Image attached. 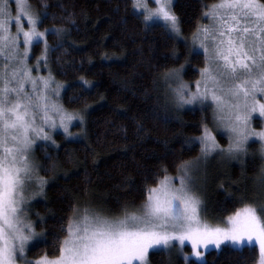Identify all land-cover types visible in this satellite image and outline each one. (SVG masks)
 I'll return each instance as SVG.
<instances>
[{"label":"snow or ice","instance_id":"6c2138e0","mask_svg":"<svg viewBox=\"0 0 264 264\" xmlns=\"http://www.w3.org/2000/svg\"><path fill=\"white\" fill-rule=\"evenodd\" d=\"M152 2L154 8L148 0H131L134 14L142 15L145 25H158L179 37L175 0ZM37 4L45 10L48 7L46 0ZM204 7L209 24L198 26L192 37L193 44L203 50L201 78L193 91L181 79L183 65L168 70L165 81L177 82L171 89V102L183 106L211 101L213 121L228 133L229 143L221 147L207 124H202V134L195 140L204 159L218 152L239 160L247 155L249 140L255 137L264 160V128L252 127L254 113L264 120V0H216ZM47 17L31 0H0V264H148L152 248L179 247L183 254L187 242L191 255L199 259L204 255L200 249L209 245L220 248L253 241L258 247L256 264H264V195L258 192V198L251 201L241 196L240 206L223 221L208 220L193 175L201 157L178 164L175 177L164 169L162 178L155 176L153 184L145 182L139 205L124 204L117 213L108 214L91 202L73 203L53 254L27 259L29 243L46 237L42 229L36 231L37 221L30 218V202L44 194L47 183L39 176L41 164L34 146L37 140L55 145L49 132L57 128L66 138L74 136L69 124L78 120L83 127L86 110L68 112L59 102L64 85L50 71L40 74L41 62L48 68L46 34L51 32L59 41L66 31L55 26L38 30ZM41 41L42 54L29 66L30 49ZM80 81L91 86L83 76ZM57 168L52 162L45 170ZM256 180L264 192V167ZM38 223H43L42 217Z\"/></svg>","mask_w":264,"mask_h":264},{"label":"trees","instance_id":"16d2710c","mask_svg":"<svg viewBox=\"0 0 264 264\" xmlns=\"http://www.w3.org/2000/svg\"><path fill=\"white\" fill-rule=\"evenodd\" d=\"M31 2L38 12L48 14L41 29H66L62 40L52 33L48 37L49 69L64 85L60 103L68 112L86 109L83 127L78 120L69 125L74 136L66 138L58 131L53 134L55 145L47 141L34 146L39 176L47 180L44 194L30 202L36 231L46 233L44 241L28 248L27 256L35 260L53 254L73 203L91 202L108 214L119 212L124 204L139 205L145 182L162 178L164 169L167 175H177L178 164L194 161L200 155L195 138L202 134V124L214 128L215 123L210 106L180 109L171 102L164 79L168 70L183 65L184 80L197 81L203 53L191 52L188 41L158 25H145L142 15L134 14L131 0H46V10L37 0ZM214 2L175 1L173 11L183 38L193 36L203 23L204 6ZM41 45L34 46L36 57L42 53ZM81 76L91 86H83ZM217 137L226 144L223 134ZM247 147V155L236 163H215L199 179L196 186L208 220L223 221L240 206L241 196L251 201L258 192L263 195L256 180L264 167L259 142ZM52 162L58 168L46 171ZM257 255V246L224 245L207 251L205 261L198 262L174 248L159 249L150 252L149 264H256Z\"/></svg>","mask_w":264,"mask_h":264},{"label":"rangeland","instance_id":"374dc122","mask_svg":"<svg viewBox=\"0 0 264 264\" xmlns=\"http://www.w3.org/2000/svg\"><path fill=\"white\" fill-rule=\"evenodd\" d=\"M176 1V0H175ZM175 3V2H174ZM148 4H149V7H151V8H154L155 7V4L152 2V0H148ZM207 10V9H206ZM207 24H209V20L206 18V17H204V20H203V23L201 24V26H203V25H207ZM51 29V28H50ZM181 29V28H180ZM38 30H40V31H44L45 29H41L40 28V25H39V27H38ZM51 32H49V33H47L46 34V36H45V40H47V43H48V45H49V39H48V37H49V34H50ZM174 36V35H173ZM175 38H177L178 40H180V41H185V42H187L188 41V43H189V48H190V51L191 52H201V53H203V50L202 49H199L198 47H196L194 44H193V39H192V37H190L188 40H186L185 38H183V36L182 35H180L179 37H177V36H174ZM42 45V50H43V48H44V44H43V42L41 41L40 42ZM34 51H35V49H34V47H32L31 49H30V55H31V59L29 60V66H32V65H34L35 64V62H36V58L37 57H39V56H41V54L39 55V56H35V53H34ZM183 70H184V67H183ZM183 70H182V72H183ZM48 71H50L51 72V70L49 69V64H48V68L47 69H44V67H43V62H41V75H47V73H48ZM34 75H35V73H33ZM51 75H52V73H51ZM53 76V75H52ZM200 78H201V76H200ZM199 78V79H200ZM181 79L183 80V82L184 83H186V84H188L189 86H190V88L193 90V91H195V87H196V84H195V82H193V83H189V82H186L185 80H184V78L182 77V74H181ZM166 82V84H167V87H168V89L170 90V93H171V89H173V88H175L176 87V85H177V82L176 81H165ZM171 95H172V93H171ZM260 97H258V99H259ZM59 102H60V100H59ZM205 106H210L211 107V110H212V113H213V105L211 104V101H207V102H205L204 104H199V103H194V104H191V105H183V106H178V108H180V109H193V108H203V107H205ZM253 116H254V119H253V121H252V127L256 130V131H259L261 128H264V120H261V118L258 116V114H256V113H254L253 114ZM57 123H58V121H57ZM215 123V122H214ZM70 125V124H69ZM208 126V128H209V130L212 132V134L215 136V138H216V141H217V143L218 144H220L221 145V147H226L227 145H228V143H229V140H228V133L221 127V128H217L216 127V125L214 124V128H212L211 126H209V125H207ZM46 131H49L47 128H46ZM58 131H62L63 132V130L62 129H60V128H57V129H55V130H53V131H50L49 132V134L52 136V138H53V134L54 133H56V132H58ZM217 133H220V134H223L224 136H225V138L227 139V142H226V144H222L219 140H218V137H217ZM253 141H257V142H259L258 140H257V138H255V137H252V138H250V140H249V143H248V145L251 143V142H253ZM39 142H47V141H43V140H37V142H36V144L37 143H39ZM198 157H201V163H200V166H199V168H197V169H195L194 170V172H193V175H194V178H195V183H196V185H197V183L199 182V179L203 176V174H204V171L206 172L207 171V169L208 168H211V166L213 165V164H215V163H220L222 166H224L225 164H231V163H236L238 160H236V159H230V158H227L226 156H223V155H221V154H219L218 152H214V153H212L210 156H208L206 159H204L202 156H201V153H200V155L198 156ZM197 159V158H196ZM195 159V160H196ZM194 160V161H195ZM170 177H175L176 175H169ZM174 183H178V181H173ZM263 195H264V192H263ZM32 242H30L29 243V246H30V244H31ZM224 245H229V246H232V247H236V248H241L242 246H245V245H248L247 243H245V244H243V245H239V246H233V245H231V244H222L221 246H220V248L221 247H223ZM29 246H28V248H29ZM248 246H256L255 245V242L253 241L252 242V244L251 245H248ZM186 247H189L190 248V250H186ZM220 248H216L215 247V245H209L206 249H200L201 251H203L204 252V255L201 257V258H199V259H197L196 257H194V256H192L191 255V246H190V244H188L187 242H185V245L183 246V256L185 257V254H187V258H193V259H195L196 261H198V262H204L205 261V259H206V252L207 251H209V250H211V249H220ZM174 249H176V250H178L179 252H181L180 251V248L179 247H174ZM154 250H159L158 248H152V249H149V251H148V254H147V261H148V264H149V255H150V252L151 251H154ZM28 252V251H27ZM26 255H27V253H26ZM27 259H30L28 256H27ZM31 260V259H30Z\"/></svg>","mask_w":264,"mask_h":264}]
</instances>
